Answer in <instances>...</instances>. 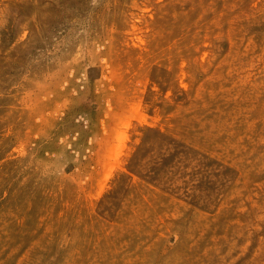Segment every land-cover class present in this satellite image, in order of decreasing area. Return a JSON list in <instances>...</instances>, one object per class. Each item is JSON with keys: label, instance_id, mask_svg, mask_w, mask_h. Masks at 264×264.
<instances>
[{"label": "rangeland", "instance_id": "1", "mask_svg": "<svg viewBox=\"0 0 264 264\" xmlns=\"http://www.w3.org/2000/svg\"><path fill=\"white\" fill-rule=\"evenodd\" d=\"M0 264H264V0H0Z\"/></svg>", "mask_w": 264, "mask_h": 264}]
</instances>
